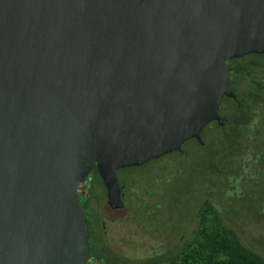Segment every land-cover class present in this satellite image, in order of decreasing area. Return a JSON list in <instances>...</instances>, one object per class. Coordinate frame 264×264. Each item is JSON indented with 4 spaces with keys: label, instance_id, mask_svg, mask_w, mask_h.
<instances>
[{
    "label": "water",
    "instance_id": "obj_1",
    "mask_svg": "<svg viewBox=\"0 0 264 264\" xmlns=\"http://www.w3.org/2000/svg\"><path fill=\"white\" fill-rule=\"evenodd\" d=\"M264 54V0H0V264H87L96 168L180 150L234 98L227 61Z\"/></svg>",
    "mask_w": 264,
    "mask_h": 264
},
{
    "label": "flooded vegetation",
    "instance_id": "obj_2",
    "mask_svg": "<svg viewBox=\"0 0 264 264\" xmlns=\"http://www.w3.org/2000/svg\"><path fill=\"white\" fill-rule=\"evenodd\" d=\"M227 66L228 85L235 99L224 96L221 100L218 114L225 122H209L199 133L200 141L190 139L185 148L187 141L178 151L117 170L122 208L109 206L99 174L94 192L89 191L91 182L86 179L78 203L85 220L98 217L101 235L108 243L107 224L115 223L114 214L121 213L134 229L158 234L166 245L164 251L172 249L203 230L201 213H207L212 221L218 212L222 221L230 222L225 211L232 196L227 198L231 182L239 181L234 183L235 191L241 185L257 190L264 175L257 155L264 142V54L231 59ZM239 173L245 175L238 178ZM244 178L253 182H242Z\"/></svg>",
    "mask_w": 264,
    "mask_h": 264
},
{
    "label": "trees",
    "instance_id": "obj_3",
    "mask_svg": "<svg viewBox=\"0 0 264 264\" xmlns=\"http://www.w3.org/2000/svg\"><path fill=\"white\" fill-rule=\"evenodd\" d=\"M214 128L219 129L217 125H214ZM191 142L187 141L183 148ZM260 149L262 153H257V155L261 156L260 163L264 165V142L261 143ZM88 180L91 182L89 191L94 192L95 185L100 181L96 168L91 171ZM242 182L250 183L253 181H246L244 178ZM259 182L260 185L257 190L239 184L240 191L238 190V193L235 191L236 185L231 182L227 186L231 188H227V190L232 191L233 194L229 198V204L226 205L231 209L234 205L233 202L241 206H248L257 202L259 189L264 182V175L263 180H259ZM200 219H202L199 222L203 225V230L196 232L183 245L178 244L172 249L144 259H133L118 253L110 246L101 235L102 228L98 217L92 216L91 219L85 220L88 234L87 264H91L90 261L93 260L101 261L104 264H264V258L246 248L237 232L232 229L229 222L222 221L223 219L220 218L218 212L215 213L212 221H209L207 213H201Z\"/></svg>",
    "mask_w": 264,
    "mask_h": 264
},
{
    "label": "rangeland",
    "instance_id": "obj_4",
    "mask_svg": "<svg viewBox=\"0 0 264 264\" xmlns=\"http://www.w3.org/2000/svg\"><path fill=\"white\" fill-rule=\"evenodd\" d=\"M244 173L238 174L240 178ZM251 178H255L254 174ZM239 181H235L237 184ZM239 191L236 190V193ZM227 193V198L232 195ZM259 200L248 206H241L233 202L231 209H226L225 216L229 219V225L240 236L242 243L249 250L264 258V182L259 189ZM232 203V202H231ZM117 221L108 225L109 243L118 253L133 258L144 259L146 257L161 253L166 245L162 238L153 232L142 231L140 227L134 229L131 222L123 219L122 214H114Z\"/></svg>",
    "mask_w": 264,
    "mask_h": 264
},
{
    "label": "built area",
    "instance_id": "obj_5",
    "mask_svg": "<svg viewBox=\"0 0 264 264\" xmlns=\"http://www.w3.org/2000/svg\"><path fill=\"white\" fill-rule=\"evenodd\" d=\"M90 263H91V264H104L103 262L98 261V260L90 261Z\"/></svg>",
    "mask_w": 264,
    "mask_h": 264
}]
</instances>
